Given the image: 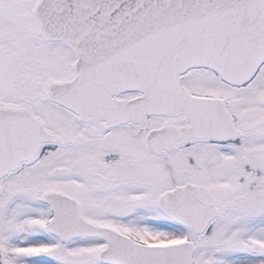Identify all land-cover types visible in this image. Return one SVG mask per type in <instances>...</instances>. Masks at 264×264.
<instances>
[{"label": "snow or ice", "instance_id": "snow-or-ice-1", "mask_svg": "<svg viewBox=\"0 0 264 264\" xmlns=\"http://www.w3.org/2000/svg\"><path fill=\"white\" fill-rule=\"evenodd\" d=\"M0 264H264V0H0Z\"/></svg>", "mask_w": 264, "mask_h": 264}]
</instances>
